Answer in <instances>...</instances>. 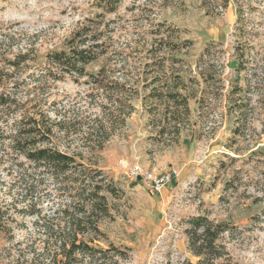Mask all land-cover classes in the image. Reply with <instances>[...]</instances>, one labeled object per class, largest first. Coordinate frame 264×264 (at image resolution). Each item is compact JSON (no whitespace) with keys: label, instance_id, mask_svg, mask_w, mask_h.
<instances>
[{"label":"rangeland","instance_id":"obj_1","mask_svg":"<svg viewBox=\"0 0 264 264\" xmlns=\"http://www.w3.org/2000/svg\"><path fill=\"white\" fill-rule=\"evenodd\" d=\"M87 29L89 36L104 34L101 42L109 47L105 58L86 67L88 73L103 69L110 81L136 88L144 65L156 61L161 83L181 76L190 96L189 112L180 109L177 141L158 135L171 122H164V103L155 113L153 102L143 99L149 88L133 101L127 125L97 154L115 185L108 196L113 218L102 221L99 247L129 248L123 264H196L186 229L190 219L206 216L231 228L221 240L229 257L217 264H264V157L249 159L264 152V0H0V78L20 104L4 127L8 134L24 111L52 120L77 117L84 132L70 138L57 133L53 142L61 151L90 157L85 131L107 121L117 99L96 94L89 77L46 78L47 71H58L47 55L68 52L74 36ZM19 55L26 59L15 68L10 62ZM17 161L22 168L10 167L16 165L10 159L0 167V201L15 235L0 241L1 257L11 244L40 243L37 218L21 213L31 202L47 211L71 202L44 167L23 156ZM122 162L157 174L177 171L178 177L154 192L131 181ZM25 171L43 182L33 201L16 183ZM23 254L31 262L32 255Z\"/></svg>","mask_w":264,"mask_h":264},{"label":"trees","instance_id":"obj_2","mask_svg":"<svg viewBox=\"0 0 264 264\" xmlns=\"http://www.w3.org/2000/svg\"><path fill=\"white\" fill-rule=\"evenodd\" d=\"M88 33L91 30L76 34L68 52L47 55L49 65L58 71H47L46 78L62 80L67 76L75 79L89 77L96 87V94L102 90L109 99H117L110 102V114L106 123L100 122L85 131L84 148L86 154L90 155L89 158L83 153L61 151L53 142L57 133L64 138H70L84 132V123L78 121L77 117L72 119L64 115L60 119L52 120L44 112L31 114L30 111H24L21 118L12 124V132L8 134L4 127L7 126L10 116L20 112V104L15 96L8 94L4 88L5 80L0 78V167L10 159L16 163L10 167L22 168L23 165L17 160L23 156L30 164L44 167L53 176L60 195L71 197L68 205L59 206L55 210H45L38 201L31 202L24 208L21 211L23 215L37 218L35 225L43 233L39 238L40 243L32 242L26 246L24 242L11 244L4 248L3 257L0 255V264H123L130 260L129 248L108 243V248L102 249L98 245V242L105 239L101 230L102 221L113 218L108 196L115 194V185L114 180L98 166L96 156L104 151L114 134L127 125V119L135 111L133 101L149 88L151 90L143 99L153 102L152 109L155 113L158 105L164 103V122H171L162 127L158 135L169 137L172 142L180 139L183 130L179 121L180 109L189 112L190 97L182 83L183 78L174 76L172 84H162L156 61L144 65L139 84L136 88H129L130 90L125 84L110 81L103 69L98 74H90L86 67L105 58L109 54V47L107 43L101 42L104 34L89 36ZM25 59L26 56L19 55L10 63L17 68ZM145 68H150V71L146 72ZM203 77L206 81L212 79L210 74H203ZM94 95L92 92L89 96ZM5 141H9V144L6 145ZM257 155L264 157V152H253L249 159L252 160ZM85 160L89 163L85 164ZM260 164L263 165V180L264 160ZM31 177L25 171L16 180L17 184L25 186L24 198L27 200H31L43 188L42 180ZM11 219L4 203L0 201V241L14 239ZM188 226V249L197 259L196 264H217L220 260L228 259L229 253L221 240L231 231L230 224L198 216L190 219ZM15 251L18 252V257L13 260ZM24 251L32 255L31 262L24 260Z\"/></svg>","mask_w":264,"mask_h":264},{"label":"built area","instance_id":"obj_3","mask_svg":"<svg viewBox=\"0 0 264 264\" xmlns=\"http://www.w3.org/2000/svg\"><path fill=\"white\" fill-rule=\"evenodd\" d=\"M122 166L126 169V176L134 182L143 181L149 184L154 192H160L166 185L173 182L177 177V171H171L168 174H157L155 172L145 170L135 165L131 168L122 162Z\"/></svg>","mask_w":264,"mask_h":264}]
</instances>
